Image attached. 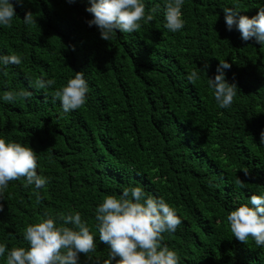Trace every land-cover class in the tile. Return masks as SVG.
Segmentation results:
<instances>
[{"label": "trees", "instance_id": "trees-1", "mask_svg": "<svg viewBox=\"0 0 264 264\" xmlns=\"http://www.w3.org/2000/svg\"><path fill=\"white\" fill-rule=\"evenodd\" d=\"M11 2L16 16L12 27L0 25V55H20L22 63L0 68V138L31 147L48 183L9 182L0 195V244L27 249L28 225L50 216L59 226L60 214L79 212L97 245L79 264H104L110 249L99 241L95 209L107 195L142 186L182 220L162 242L179 264H264V248L239 242L226 219L251 195H264V45L243 41L235 26L229 31L223 12L252 18L264 0H185L176 33L165 27V0H143L153 20L110 41L89 27V0ZM27 12L36 23L23 22ZM219 61L231 64L225 79L239 89L227 109L207 83ZM80 72L86 104L64 113L54 92ZM37 79L56 83L39 89ZM22 89L31 98L3 100ZM237 177L246 187L234 184Z\"/></svg>", "mask_w": 264, "mask_h": 264}, {"label": "clouds", "instance_id": "clouds-1", "mask_svg": "<svg viewBox=\"0 0 264 264\" xmlns=\"http://www.w3.org/2000/svg\"><path fill=\"white\" fill-rule=\"evenodd\" d=\"M72 2V0H69ZM91 7L86 9L93 19L87 23L89 27L95 25L101 39L110 41L116 31L133 33L141 28V22L153 20L152 14L146 15L143 0H89ZM185 0H165V27L172 33L179 32L184 27L182 19V5ZM24 0H15V4L23 6ZM153 12L155 9L152 10ZM225 23L229 31L233 26L237 28L241 39L245 42L255 40L264 45V7L259 8L256 16L249 18L231 7L223 9ZM16 16L11 0H0V25L12 27V20ZM26 25L36 23L31 12H27L23 19ZM20 55H0V68L8 65H20ZM204 69L192 70L186 77L189 83L195 84L200 79L199 72ZM231 64L219 61L217 75L208 79V86L214 90V98L221 109L231 107L239 90L236 83H228L224 70L230 69ZM6 74V73H5ZM39 89L51 87L56 83L54 79L35 80ZM88 85L84 73H75L74 78L67 81V85L54 92V99H58L64 113L80 109L85 106ZM32 92L27 90L5 91L3 100L12 102L16 99L31 98ZM260 144L264 145V131L260 133ZM37 153L29 146L16 142H6L0 138V195L8 188L9 182L24 179L25 186L35 185L43 188L48 179L37 174ZM245 177H250L247 167L242 169ZM234 184L239 188L246 187V183L236 178ZM40 202L39 195L37 203ZM2 211V206H0ZM96 228L99 241L110 249V259L104 264H179V256L163 244L164 233H175L182 220L175 209L161 197H155L145 192L144 187H125L122 195H107L103 202L95 209ZM230 231L239 242L247 244L251 238L258 248H264V195H251L250 205H240L227 215ZM60 224L48 217L35 224L28 225L24 230V240L27 249L0 244V257H5V264H79L80 255L88 256L96 251L94 235L81 214H60ZM68 225H71L69 227ZM91 259V256L88 257Z\"/></svg>", "mask_w": 264, "mask_h": 264}]
</instances>
